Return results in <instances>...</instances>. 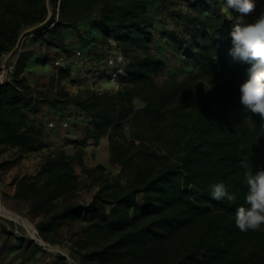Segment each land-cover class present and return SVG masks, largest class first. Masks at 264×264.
<instances>
[{"label": "trees", "instance_id": "obj_1", "mask_svg": "<svg viewBox=\"0 0 264 264\" xmlns=\"http://www.w3.org/2000/svg\"><path fill=\"white\" fill-rule=\"evenodd\" d=\"M224 4L0 0V66L28 28L31 36H48L47 49L69 56L64 29L95 16L93 26L106 39L101 47L113 42L128 58L116 91L38 90L23 76L30 54L25 50L18 53L12 80L0 84V154L47 147L35 116L49 104L62 111L59 121L75 107L88 117L95 143L107 135L110 163L119 168L113 175L101 164L85 165L86 138L70 139L72 155L50 150L33 175L17 179L10 198L28 203V214L39 216L36 229L44 242H61V227L79 222L68 237L78 264H264V230L245 233L235 225L236 208L247 207L245 173L264 169V128L260 116L240 103L239 86L251 65L230 55L236 22ZM154 39L182 57L190 67L187 77L154 80L164 65L160 45L155 51L151 46ZM72 74L67 65L57 79L76 83ZM219 182L237 196L235 202L211 197L210 186ZM94 184L91 201L80 203L79 190ZM2 230L4 243L17 241L21 264L45 251L33 238ZM55 264L70 263L58 255Z\"/></svg>", "mask_w": 264, "mask_h": 264}, {"label": "crops", "instance_id": "obj_2", "mask_svg": "<svg viewBox=\"0 0 264 264\" xmlns=\"http://www.w3.org/2000/svg\"><path fill=\"white\" fill-rule=\"evenodd\" d=\"M259 3L260 0L255 5L257 6ZM224 5L222 10L224 9ZM225 14L230 18L232 16V19L235 22H236V18L241 15L240 13L232 9H230L229 12H225ZM95 19H97L96 16L92 19L89 18L80 21L77 24L76 29L75 28L64 29L63 46L68 50H70L71 52L76 49H80L83 52H85L86 49L90 48L91 45H95L93 51L97 52L100 49L101 44H103V42H105L106 39L93 26V20ZM257 19L258 16H251V15L243 16V22L245 25L254 23ZM47 41H48V36L44 33H41L39 34V36H34V37L30 36L27 39V41L24 43L23 50L28 51L30 53L26 63V68L23 72V76L26 78L27 82L31 86L36 87L38 90H40L41 88H46L48 86V83L51 82L52 84L54 82V84H58V87L64 88L69 94H76L80 91L90 89L92 87V81H94V79L96 78V70H97L94 52L93 51L88 52L87 61H85L86 63L82 68L91 71L88 74H84L87 76L86 81L82 83L77 82L76 86L74 85L73 87H68L66 86L67 85L66 80L57 79L58 69L54 68L50 63V58L52 56H55L54 55L55 49L53 48L47 49L46 48ZM155 41H157V39L152 40L151 46H153L152 44ZM43 53L48 54L46 60L36 61V58H38L40 54L42 55ZM61 53L63 52H59V54ZM158 54L160 55L161 52H158ZM4 58L5 56L3 57V59ZM11 59L13 60L14 57L11 56ZM72 63L74 62H70L69 64ZM96 81L97 83L100 84L102 83V80L98 79ZM58 87H55L53 89V92ZM44 108L45 109L42 112H40V114L42 115L41 116L42 121H44V123L48 119H50L49 121H53L54 119H52L51 117L57 116V114H59L58 109H56L57 112H51V114H46L45 110H52V109H48V108H52V106L49 104L48 105L46 104ZM72 108H74L81 114V118L83 120L81 125H79L76 128V130L70 131L68 133H64L63 135H60L59 133L56 134L55 132H53L52 135H48V136L45 135L43 141L44 143L47 144V147H45L46 149H43L44 153L39 152L40 156H37L36 159L34 160L25 159L24 158L25 154H23L18 159H8L10 161L6 164L7 171L5 175H6V180L9 182H7V185H5L6 180L3 179L2 180L3 183L0 188V192L3 198L10 199L11 201H19L10 198L14 194L15 183L17 179H19L23 175H33L42 164L44 159L43 156H45L50 150L63 148L67 154L72 155L74 153V148L71 144L68 143L70 139L82 140L86 138L87 145L83 148L84 150L83 160L85 165L92 167L96 164H101L104 167H107L110 164L107 135H102L95 143L94 138L90 136L92 133V127L89 124L88 117L79 109L75 107ZM38 114L36 115V117L38 116ZM11 150L14 151L15 149H11ZM18 153L19 152L17 151L16 154ZM74 163L76 162L75 161L72 162L73 166ZM81 176L85 177L83 174H81ZM2 227H5L8 231H11L15 235H18L16 230H12L7 225H5L4 222L0 221V264H21L22 251L17 249V247H12L10 243L9 244L4 243L6 234L2 230ZM44 249H45L44 252H38L34 256V258H32L30 261L25 262L24 264H55L57 258L54 257V255H52L51 253L49 254L47 252L48 251L47 248L44 247Z\"/></svg>", "mask_w": 264, "mask_h": 264}, {"label": "clouds", "instance_id": "obj_3", "mask_svg": "<svg viewBox=\"0 0 264 264\" xmlns=\"http://www.w3.org/2000/svg\"><path fill=\"white\" fill-rule=\"evenodd\" d=\"M254 0H225L224 11L235 10L241 15L231 30L233 47L230 55L234 60L251 65L249 79L239 86L240 103L261 119L264 128V12L255 23L244 24L243 16L255 10ZM232 19V16H231ZM247 194L245 204L235 211V225L241 232L264 230V169L245 173ZM211 197L216 201L235 202L237 196L230 193L223 182L210 186Z\"/></svg>", "mask_w": 264, "mask_h": 264}, {"label": "rangeland", "instance_id": "obj_4", "mask_svg": "<svg viewBox=\"0 0 264 264\" xmlns=\"http://www.w3.org/2000/svg\"><path fill=\"white\" fill-rule=\"evenodd\" d=\"M259 0H254V3H258ZM34 36H39V34H34ZM33 36V37H34ZM152 48L154 49V51L156 49H158V45H160L158 52H161V57L163 59L164 65L163 67L160 69V71L155 74L153 76L154 80L157 83H161L163 80L173 77V78H177V79H183L185 77L188 76L189 72H190V67L185 64L182 60V57L179 54H176L171 47L165 43V42H160V41H155L152 44ZM68 53L71 54V51H69ZM56 54V52H54V55ZM47 53H43L42 55L40 54V56L38 58H36V61H42V60H46L47 57ZM51 59V58H50ZM50 65V64H49ZM51 66V65H50ZM77 67L74 66L73 70L75 71ZM76 72V71H75ZM74 72V77L76 76L79 77V79H77L78 82L82 83L84 81H86V76H84V74H86L85 71H80L77 72L78 74H75ZM66 83L68 87H73L74 85L76 86L77 83H70L66 80ZM55 87H58V84H54V82L51 84L48 83V86L46 88H41V91L44 92H49V93H54L53 89ZM136 105H140V103L138 101H136ZM45 109V108H44ZM48 109H52V110H45L46 114H51V112H57L56 107L52 106V108H48ZM59 110V109H58ZM58 115L62 114V111L59 110ZM41 114H38V118L35 116L36 118V123L42 127L43 129V139L45 137V135H52L53 132H55L56 134L59 133L60 135H63L64 133H68L70 131H74L76 130V128L81 125L82 123V118L81 115H78V112L72 108V107H68L67 110H65V114L63 115V119L56 121L57 120V116L51 117L54 122V128H50L48 127L47 123L49 122L50 119H48L45 123L44 121H42L41 118ZM38 120V121H37ZM66 122L67 125L65 127L62 126V123ZM43 149L46 148H42L36 152H31V153H26L25 154V159H36L37 156H40V153H44ZM17 150H6L5 152L0 154V188L2 186L3 183V179L6 180V164L10 161L8 159H18L19 157H21L23 154L22 153H18L16 154ZM15 155V156H14ZM42 156V155H41ZM44 157V156H43ZM33 163V162H31ZM75 169L77 171V174L79 177H81L80 179H84V177L81 176V172L80 169L78 167V165L76 163H74ZM107 171L110 172L113 175L118 174L119 168L117 165L110 163L107 167H106ZM7 182L9 181H5V185H7ZM96 189V184H94L91 188H83L81 190H79V192L77 193V200L82 203H88L91 201L92 198V194ZM0 200L1 202L8 207L9 209H11L13 212L20 214L21 216H23L24 218L28 219L31 224L33 225L34 229H33V234H31L30 231H28L21 223L7 218V217H3L0 216V221L4 222L5 225H7L9 228H11L12 230H16L18 235L20 237H24V238H33L36 241H40V237L38 236L37 233V229H36V223L39 221V216L37 215H33V214H28L27 212V208H28V204L26 202H21V201H11L10 199H5L2 197L1 192H0ZM81 225V223L79 222H68L66 224H64L61 229H60V234L62 237V241L59 243H48V242H44L43 245L45 248L48 249V253L54 255V257L57 258L58 255H64L66 260L70 263V264H78V260L73 256L71 249H70V242L68 240V237L71 233L75 232L79 226ZM12 247H16L17 245V241L15 239H13V237H11L9 239V241L7 242V244H9Z\"/></svg>", "mask_w": 264, "mask_h": 264}, {"label": "built area", "instance_id": "obj_5", "mask_svg": "<svg viewBox=\"0 0 264 264\" xmlns=\"http://www.w3.org/2000/svg\"><path fill=\"white\" fill-rule=\"evenodd\" d=\"M262 12H264V0H260V3L255 7V10L248 15L259 17ZM31 35L32 34L23 33L19 38L16 51L4 55L5 58L2 60V64L0 66V84L10 82L12 80V73L18 53L23 50L24 43ZM111 46L112 48L107 49L106 47H100L97 52L94 51L97 70L96 78L94 79V81H92V87L90 88L92 90L116 91L120 86L119 79L125 75L128 58L123 55L119 48H116L114 46L113 42H111ZM87 54L88 53L83 52L80 49H76L73 50L69 56L65 55L64 53L52 56L50 59V63L54 68L57 69L64 68L67 65H71L72 68L76 66V72L73 70V74L74 72L75 74H78L77 72L80 71H85L86 74H88L91 72L90 70L82 69L86 63L85 61H87ZM11 56L14 57L13 60L11 59ZM70 62L74 63L69 64ZM77 79H79V77H77ZM98 79L102 80L101 84L97 83L96 80ZM77 82L78 81H76V83ZM47 125L50 128H54L53 121H49ZM66 125V122L62 123L63 127H65Z\"/></svg>", "mask_w": 264, "mask_h": 264}, {"label": "bare ground", "instance_id": "obj_6", "mask_svg": "<svg viewBox=\"0 0 264 264\" xmlns=\"http://www.w3.org/2000/svg\"><path fill=\"white\" fill-rule=\"evenodd\" d=\"M0 216L7 217V218L13 219V220L21 223L28 231L31 232V234H33L34 227L31 224V222L28 219L21 216L20 214L13 212L11 209L6 207L1 202V200H0Z\"/></svg>", "mask_w": 264, "mask_h": 264}, {"label": "water", "instance_id": "obj_7", "mask_svg": "<svg viewBox=\"0 0 264 264\" xmlns=\"http://www.w3.org/2000/svg\"><path fill=\"white\" fill-rule=\"evenodd\" d=\"M33 31V28H28L24 33H30V32H32ZM11 53H13V51L11 52ZM40 244H43L44 243V241L40 238V241H38Z\"/></svg>", "mask_w": 264, "mask_h": 264}]
</instances>
